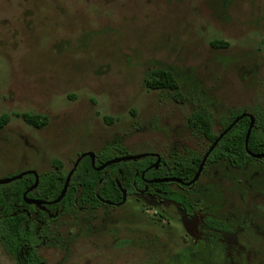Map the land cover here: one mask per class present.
Wrapping results in <instances>:
<instances>
[{
  "label": "rangeland",
  "instance_id": "obj_1",
  "mask_svg": "<svg viewBox=\"0 0 264 264\" xmlns=\"http://www.w3.org/2000/svg\"><path fill=\"white\" fill-rule=\"evenodd\" d=\"M157 69L174 74L185 105L169 89L147 88ZM201 109L217 135L233 115L264 112V0H0V117L11 118L0 129V180L30 170L44 177L55 161L69 174L80 155L97 158L113 145L164 161L205 155L211 142L188 123ZM18 113L49 123L38 129ZM170 187L192 210L136 192L121 207L71 206L51 227L55 247L70 253L45 256L51 264L64 255L66 264H264V160L243 168L208 160L193 187ZM0 264H19L1 243Z\"/></svg>",
  "mask_w": 264,
  "mask_h": 264
},
{
  "label": "trees",
  "instance_id": "obj_2",
  "mask_svg": "<svg viewBox=\"0 0 264 264\" xmlns=\"http://www.w3.org/2000/svg\"><path fill=\"white\" fill-rule=\"evenodd\" d=\"M212 45L215 48H221L225 44L221 41H214ZM146 86L149 90H164L169 89L174 93V100L180 105L187 103V97L181 91V86L170 71L164 69H157L151 71L146 79ZM238 115H233L224 130H226L235 120ZM18 118H22L27 124L42 129L45 128L49 119L40 115H33L29 113L16 114ZM10 116L4 114L0 117V129H3L10 121ZM189 126L208 139L213 144L219 135L214 132L213 117L205 109L194 112L188 120ZM250 119L245 118L241 120L219 143L209 157L210 162L227 161L235 168H243L251 163L253 159L245 149V140L248 129L250 127ZM210 148V147H209ZM250 151L256 154H264V112H260L256 116V122L249 141ZM208 151V150H207ZM108 152H118L122 156H126L125 149L122 146L106 147L103 152L97 156L96 165L101 166L112 157L106 158ZM205 155L196 151H191L183 157L172 158L168 162L167 168H160L159 170H151V175L154 177H177L185 182L191 181L196 175L202 160ZM154 158H146L137 162H128L116 164L108 167L102 172H97L92 166V160L86 157L79 165L78 170L74 174L67 195L64 198L66 206H72L75 199L79 200L80 206L90 205V208L96 209L102 205V202L97 197L99 196L109 202H120L122 199L121 191L118 188L117 182L121 181L122 185L128 192L135 191V183L142 184L143 180L141 174L153 165ZM56 169L40 177L39 185L34 190V194L29 196L38 197L42 200L53 201L56 200L65 185L67 175L63 171V164L61 161H55ZM111 173H109V171ZM104 174H107L104 177ZM138 174V175H137ZM101 182V183H100ZM35 184V177L32 175L26 176L22 180L14 182L9 185L0 186V208L5 206L7 214L10 215L7 219L0 221V243L5 247L6 251L13 257H17V242L27 234L28 227L25 225L27 216L23 212H18L13 209V204L18 202L22 207L29 208L24 200V193ZM167 184L164 185L166 189ZM80 191V192H79ZM165 191V195H166ZM169 197L174 201L180 203L184 208L188 207L192 210V206L188 203L187 198L178 192L168 193ZM78 195V196H77ZM75 207V206H74ZM30 213H32V209ZM189 213V211L187 210ZM222 223V222H221ZM222 224L214 223L213 227L221 228ZM32 231V230H31Z\"/></svg>",
  "mask_w": 264,
  "mask_h": 264
},
{
  "label": "flooded vegetation",
  "instance_id": "obj_3",
  "mask_svg": "<svg viewBox=\"0 0 264 264\" xmlns=\"http://www.w3.org/2000/svg\"><path fill=\"white\" fill-rule=\"evenodd\" d=\"M154 159H156V160L154 161L153 165H151L148 169H146L143 172V173H145L144 179L142 178L143 183L140 185H137V183H135V191L134 192H136L138 194L139 193L149 194L151 196H152V194H154L155 196H160L162 198L168 199L170 201H173V202L181 205L180 203H178V202L174 201L172 198H170L169 194H168L170 192L171 193L175 192V190H173L170 187L171 184L175 183V182L159 183V184L150 183L151 181L156 180V179L177 178V177H171V176H165V177L157 178V177L152 176L150 173L151 170L156 171V170H159L161 167L167 168L168 162H169V161H164L161 158L160 165L156 168L153 166L155 165L157 158H154ZM142 174H141V177H142ZM106 175L107 174H104V177H106ZM166 184L168 187L165 189L164 185H166ZM176 184H178L179 186H181L183 188H190V187H186V186L179 184V183H176ZM122 187L124 189H126L123 185H122ZM165 191L168 192V193H166V195L164 194ZM127 192H128V190H127ZM129 193L130 192H128V196H129ZM29 194H34V190L32 192L28 193V195H27L28 198L36 199V200H42L36 196L35 197L29 196ZM121 194H122V192H121ZM181 195H184V194H181ZM23 200H24V197H23ZM63 200L57 205H47L46 209H41L35 205H29L24 201L25 204L33 210L32 213H30L29 208H26L24 206L22 207V205H19L18 202H15L13 204L14 205L13 209H16L18 212L21 211V212L25 213L27 216V220L25 221V225L28 227V231H27V234L25 236L18 239L17 257H13L10 253H8L5 249V247L1 244L3 246V248L5 249L6 253H8L11 257L16 258L17 262L19 264H51V262L49 260V256L48 255L45 256V253L49 252L50 250H54V248L62 250L68 256V254L70 253L69 248H67V247H55V244H57V242H59V238L55 237V235L53 234V231L51 230L52 222L55 221V219L59 216V214L62 212L64 213L66 209H69V208L71 209V206H66V204ZM99 200L102 202L103 205H107V206H111V207H118L117 204L122 201V199H121L120 202H116V203L110 202L111 204H108V203H104L102 201V198H99ZM43 201H48V200H43ZM72 206L73 207L75 206V208H90V205H87L84 207L80 206L79 200L77 198L75 199V203ZM8 217H10V215L7 214V208L5 209V206H2V208H0V221L2 219H7ZM64 243H65V241H64ZM67 256L64 255V257H62V263H59V264H66V261L68 260Z\"/></svg>",
  "mask_w": 264,
  "mask_h": 264
},
{
  "label": "water",
  "instance_id": "obj_4",
  "mask_svg": "<svg viewBox=\"0 0 264 264\" xmlns=\"http://www.w3.org/2000/svg\"><path fill=\"white\" fill-rule=\"evenodd\" d=\"M245 118H249L251 123H250V127L248 129V132H247V136H246V140H245V149L247 151V153L249 154V156H251L253 159H256V160H263L264 159V154H256V153H253L250 151V148H249V141H250V137H251V134H252V131L254 129V126H255V122H256V118L251 115V114H248V113H242L240 116H238L236 118V120L226 129L224 130L222 133L219 134L217 140L211 145V147L208 149L207 153L205 154L203 160H202V163L196 173V175L194 176V178L189 181V182H184L183 180L179 179V178H164V179H156V180H153L151 181L150 183H171V182H175V183H179V184H182L186 187H192L194 186L197 181L200 179L203 171H204V168L207 164V161L210 157V155L212 154V152L215 150V148L219 145V143L221 142V140L243 119ZM86 157H89L91 158L92 160V166L94 168V170H96L97 172H102L104 171L105 169H107L108 167L112 166V165H116V164H121V163H128V162H137V161H140V160H143V159H146V158H157V161L155 163V165L153 167H158L160 165V162H161V157L157 154H141V155H133V156H123V157H117V158H113L109 161H107L106 163L102 164L101 166H97L96 165V154H94L93 152H86L82 155H80V157L77 159V161L75 162L74 164V167L73 169L70 171V173L67 175V178H66V182H65V185H64V188L60 194V196L56 199V200H53V201H43V200H36V199H31V198H28V193L32 192L33 190H35L38 185H39V181H40V177H39V174L34 171V170H30V171H27V172H24L18 176H15V177H12V178H4V179H1L0 180V186H4V185H9V184H12L14 182H17L19 180H22L23 178H25L26 176H29V175H33L35 177V184L25 192L24 194V201L29 204V205H35L41 209H46V206L47 205H57L59 204L63 199L64 197L66 196L67 192H68V189H69V186H70V183H71V180H72V177L73 175L76 173V171L78 170V167L80 165V163L86 158ZM144 176H145V173L142 174V178L144 179ZM101 183V182H100ZM118 184V188L121 190L122 192V201L120 203L117 204L118 207H121L123 205L126 204L127 202V198H128V192L126 189H124L121 185L120 182H117ZM97 197L98 198H101L99 196V194L97 193ZM102 201L104 203H108V204H111L110 202L108 201H105L102 199Z\"/></svg>",
  "mask_w": 264,
  "mask_h": 264
}]
</instances>
